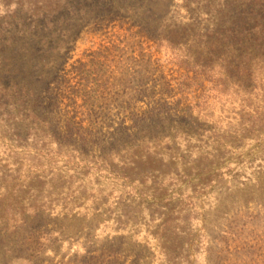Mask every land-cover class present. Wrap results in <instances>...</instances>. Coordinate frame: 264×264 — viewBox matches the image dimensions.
Segmentation results:
<instances>
[{
  "label": "rangeland",
  "instance_id": "1",
  "mask_svg": "<svg viewBox=\"0 0 264 264\" xmlns=\"http://www.w3.org/2000/svg\"><path fill=\"white\" fill-rule=\"evenodd\" d=\"M0 83V264H264V0H0Z\"/></svg>",
  "mask_w": 264,
  "mask_h": 264
},
{
  "label": "trees",
  "instance_id": "2",
  "mask_svg": "<svg viewBox=\"0 0 264 264\" xmlns=\"http://www.w3.org/2000/svg\"><path fill=\"white\" fill-rule=\"evenodd\" d=\"M240 27L235 26V27H228L225 28L224 31H222V33H224L223 39L226 41V46L231 49V50H235L237 47H241L244 44V36H242L243 33H241L240 31H238ZM204 37L207 38V36H212L211 33H204L203 34ZM219 36V35H218ZM158 39V38H156ZM220 42L222 43V41L220 40ZM243 56H240V59H242ZM21 87L19 88L18 86ZM15 89L16 91V95L15 96H20L22 97L23 95L27 94V92L25 91V89L27 90L26 86L23 84H15L12 85L11 90L13 91ZM0 90L4 93H6V88L4 87L3 84L0 83ZM28 91V90H27ZM9 93V92H8ZM11 95H14L13 93Z\"/></svg>",
  "mask_w": 264,
  "mask_h": 264
}]
</instances>
